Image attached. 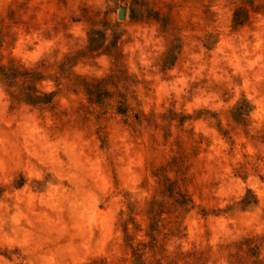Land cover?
Returning a JSON list of instances; mask_svg holds the SVG:
<instances>
[{"label": "rangeland", "instance_id": "1", "mask_svg": "<svg viewBox=\"0 0 264 264\" xmlns=\"http://www.w3.org/2000/svg\"><path fill=\"white\" fill-rule=\"evenodd\" d=\"M0 264H264V0H0Z\"/></svg>", "mask_w": 264, "mask_h": 264}, {"label": "water", "instance_id": "2", "mask_svg": "<svg viewBox=\"0 0 264 264\" xmlns=\"http://www.w3.org/2000/svg\"><path fill=\"white\" fill-rule=\"evenodd\" d=\"M124 13H125V10L122 9L121 12H120V18H121V19H123V17H124Z\"/></svg>", "mask_w": 264, "mask_h": 264}]
</instances>
